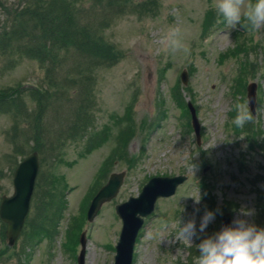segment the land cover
<instances>
[{
    "label": "rangeland",
    "instance_id": "rangeland-1",
    "mask_svg": "<svg viewBox=\"0 0 264 264\" xmlns=\"http://www.w3.org/2000/svg\"><path fill=\"white\" fill-rule=\"evenodd\" d=\"M22 1L0 0V28L4 26L7 13ZM80 1L86 6L94 3V0ZM125 1L132 2L134 9L146 2L147 15L126 13L105 31L106 39L114 43L124 57L113 67L100 70L94 84V129H105L109 134L102 146L81 156L83 141H68L65 145L57 142L56 137H62L69 128L74 113L76 96L72 94L69 100H52L53 105L41 119L42 134L35 130L38 102L32 99L30 92L22 95L24 110L20 120L13 111L0 112V203L3 195L13 193L15 169L36 142L44 153L40 174L43 189L52 174L59 175L61 180L63 177L69 188L68 208L60 234L57 233L52 244L44 240L30 249L21 236L9 247L6 224L0 219V264H26L27 255H30L29 264H77L80 245L75 252L66 246L68 227L80 215L104 160L116 145L114 136L123 125L118 115L123 116L129 107H132L138 130L128 143L127 151L136 156L144 153L133 164L125 158L114 163L111 173L126 171L124 181L117 196L103 206L93 222L85 224L88 230L85 264L114 263L115 249L110 246L116 244L122 226L115 206L131 195H138L155 175L186 174L188 179L175 195L157 201L137 242L134 264H198L196 245L213 234L218 218L215 215L206 231L198 232L191 243L179 236V221L194 218L199 228L201 217L208 211L204 207L203 181L212 188L218 205L234 203L231 204L234 221L243 219L264 227V219L258 223V203L264 201V28L248 30L239 25L233 29L218 15L216 0ZM250 2L241 0L242 10ZM211 8L219 24L208 30L203 28V22ZM172 29L179 30L177 39L182 45L175 51L165 40ZM239 29L243 32L237 38ZM237 45L238 50L248 52L247 65L256 66V70L249 68L251 71L245 75L246 86L253 81L257 83L255 114L251 113L247 95L242 94L243 87L238 84L244 52L223 57V53ZM9 59L8 55H0V89L21 84L48 89L45 70L38 61L23 58L11 63ZM165 67L166 75L160 79V70ZM185 68L189 71L188 85L194 93L202 125L200 144L192 127L187 126L184 109L171 94ZM183 95L190 99L185 89ZM237 103L260 125L261 133L255 141L244 127L238 128L232 123ZM143 121L153 122L150 129H145L150 136L142 132ZM207 165L209 168L205 170Z\"/></svg>",
    "mask_w": 264,
    "mask_h": 264
},
{
    "label": "trees",
    "instance_id": "trees-1",
    "mask_svg": "<svg viewBox=\"0 0 264 264\" xmlns=\"http://www.w3.org/2000/svg\"><path fill=\"white\" fill-rule=\"evenodd\" d=\"M146 4L140 3L141 6L134 9L132 2L125 0H94L91 6L80 0H23L4 18V26L0 28V55H8L11 63L23 58L37 60L45 70L49 87L43 90L19 85L0 89V112H8L15 107L22 114V95L29 91L38 101L35 130L42 134L41 119L53 105L52 100H69L72 94L76 96L74 113L69 128L62 137H56L57 142L65 145L68 141H83L86 152L101 146L109 134L105 129H94V84L101 69L115 65L123 57V52L106 39L105 31L126 13L147 15ZM174 96L183 101L179 87L175 89ZM117 118L123 126L119 127L116 138L118 142H125L117 145L112 154L121 157L124 154L122 148L135 134L136 126L131 111ZM40 147L36 142L34 148ZM106 165L105 172L108 171ZM53 175H50L44 189L40 182L36 190L33 211L24 231L29 246L52 237L67 208L66 183L63 177L61 180L59 175ZM82 224L76 221L74 228H70L72 242L76 243L77 229Z\"/></svg>",
    "mask_w": 264,
    "mask_h": 264
},
{
    "label": "water",
    "instance_id": "water-1",
    "mask_svg": "<svg viewBox=\"0 0 264 264\" xmlns=\"http://www.w3.org/2000/svg\"><path fill=\"white\" fill-rule=\"evenodd\" d=\"M250 98L254 104L255 91L250 87ZM194 116V124L199 133V122L196 118L195 109L190 103ZM39 169L38 153L34 152L25 158L18 167L15 174V192L12 196H4L1 206L0 215L8 223L7 235L10 244H14L20 235L26 216L30 209V202L34 190L35 179ZM185 176L176 177H156L153 178L144 188L139 198H131L130 201L117 206L118 212L124 220V226L121 233L120 241L117 245V254L115 264H132L133 249L139 228L142 225L143 218L154 208L156 199L161 195L173 194ZM122 174H114L110 183L103 187L92 201L88 212V217L93 220L103 202L111 199L116 195L121 184ZM231 216L226 214L223 219V225L230 226ZM219 230V231H220ZM86 232L82 234V251L79 256V263L84 264L86 252Z\"/></svg>",
    "mask_w": 264,
    "mask_h": 264
},
{
    "label": "clouds",
    "instance_id": "clouds-1",
    "mask_svg": "<svg viewBox=\"0 0 264 264\" xmlns=\"http://www.w3.org/2000/svg\"><path fill=\"white\" fill-rule=\"evenodd\" d=\"M218 15L233 29L246 20L248 25L260 30L264 28V0H251L246 9L242 10L241 0H216ZM178 29H172L165 40L175 51L182 47L177 39ZM184 51L188 49L185 47ZM236 115L232 123L243 128L252 119L251 115L243 110L242 105L234 106ZM201 198L196 199L199 203ZM250 214V213H246ZM215 219V212L205 211L201 217L199 228L196 220L179 221V236L191 243L193 237L206 231L209 223ZM235 226H225L222 230L203 238L198 245V264H264V227H258L246 220L234 221Z\"/></svg>",
    "mask_w": 264,
    "mask_h": 264
}]
</instances>
